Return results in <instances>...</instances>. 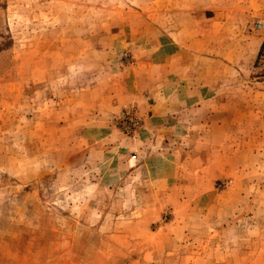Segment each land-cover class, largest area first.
<instances>
[{
    "label": "rangeland",
    "instance_id": "1",
    "mask_svg": "<svg viewBox=\"0 0 264 264\" xmlns=\"http://www.w3.org/2000/svg\"><path fill=\"white\" fill-rule=\"evenodd\" d=\"M263 38L264 0H0V264H264V163L205 156L259 146ZM167 46L211 98L171 139L122 105Z\"/></svg>",
    "mask_w": 264,
    "mask_h": 264
},
{
    "label": "crops",
    "instance_id": "2",
    "mask_svg": "<svg viewBox=\"0 0 264 264\" xmlns=\"http://www.w3.org/2000/svg\"><path fill=\"white\" fill-rule=\"evenodd\" d=\"M184 53L187 56L189 54H193L186 50L182 51L181 48L177 49L176 47L171 46L162 48L160 49V51H157L156 47L154 52H146V57L144 56V58L132 60L131 66L136 68L137 71L143 70L145 73L144 77L148 78V82L146 85L139 84L135 90H129V93L131 92L130 97L122 105L134 107V105L140 106L141 103L143 104V124L141 127L145 134L151 136H159V134H161L163 138L164 136H166L167 138L171 139L172 135L177 131V128H179V123L181 122L180 117H186V112L184 113L185 110L191 111L193 114H195L196 110L206 111V108L204 109L203 107H206V102L211 99L206 95L209 91L207 83L188 80L186 81L185 85L187 87L184 89L182 88L184 87L183 85H177L176 82L172 80L171 69H173L174 66H179L181 68V56H183ZM142 61H145V63L143 64L144 68L139 69ZM152 73L157 74V77H152L154 81L150 80L149 74ZM136 74V76H141L139 72H137ZM159 78L160 81L158 80ZM178 78L180 79V77ZM139 81L137 83H139ZM178 86L180 87L178 88ZM138 87L142 88L140 94H138L137 91ZM172 87H174L173 90ZM160 88H165L169 93L164 94V96H159L161 95V92L156 93V91L161 90ZM199 104L200 107H198ZM187 118L191 120L192 124L196 120L195 117H192L191 115H187ZM202 119L205 120V117H203ZM189 128L194 129V127ZM201 131H203L205 134H213V131L217 132L220 137V141L224 140L227 136V127L222 123L219 125H212V123L208 125L206 122L205 127H203ZM238 136L239 138L238 140H236V147L234 148V150L232 149L233 151H235L232 156H230L229 152H227V140H225L226 150L221 147L220 152L212 153V148H210L207 153L205 152V156L206 154L209 155V159L211 161H214L217 158H225V160L229 162L234 158L237 162V165L241 167H244V165L247 164L256 165L257 163L258 165H260L264 163V132L257 134L256 139L258 141L257 145L259 146L257 147L256 145H253L251 149L245 147L244 145L246 139L245 133L242 132V134ZM255 136L256 135H254L253 138H255ZM131 138V140H136V136ZM256 139H253V142H249H252L254 144V141ZM195 144L196 142L193 143L194 148L196 147ZM249 150H251V155H249ZM249 158L258 161H248Z\"/></svg>",
    "mask_w": 264,
    "mask_h": 264
},
{
    "label": "trees",
    "instance_id": "3",
    "mask_svg": "<svg viewBox=\"0 0 264 264\" xmlns=\"http://www.w3.org/2000/svg\"><path fill=\"white\" fill-rule=\"evenodd\" d=\"M253 67L258 69L257 78L264 81V38L259 46Z\"/></svg>",
    "mask_w": 264,
    "mask_h": 264
},
{
    "label": "built area",
    "instance_id": "4",
    "mask_svg": "<svg viewBox=\"0 0 264 264\" xmlns=\"http://www.w3.org/2000/svg\"><path fill=\"white\" fill-rule=\"evenodd\" d=\"M128 56H129V55H128L127 52H124V53H122V54L120 55V57H121L122 60H128ZM127 115L130 116V121L132 122V125H133L134 127H136V126L139 124V121H138L137 119H134L133 114H130L128 111L123 113V117H124V116H127Z\"/></svg>",
    "mask_w": 264,
    "mask_h": 264
}]
</instances>
